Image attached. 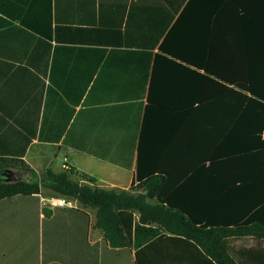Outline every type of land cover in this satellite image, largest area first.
<instances>
[{
    "label": "crops",
    "instance_id": "crops-1",
    "mask_svg": "<svg viewBox=\"0 0 264 264\" xmlns=\"http://www.w3.org/2000/svg\"><path fill=\"white\" fill-rule=\"evenodd\" d=\"M168 31H189L175 33L177 49L195 61L155 58ZM262 34L264 0H0V163L14 165L2 179L72 168L74 180L126 190L140 154L164 195L228 219L218 157L244 129L230 124L234 85ZM55 196L0 199V264H206L169 234L111 246L95 208ZM247 237L256 243L236 240Z\"/></svg>",
    "mask_w": 264,
    "mask_h": 264
},
{
    "label": "trees",
    "instance_id": "trees-1",
    "mask_svg": "<svg viewBox=\"0 0 264 264\" xmlns=\"http://www.w3.org/2000/svg\"><path fill=\"white\" fill-rule=\"evenodd\" d=\"M175 33L188 39L189 31H168L155 58L195 61L178 51ZM258 44L261 52L255 53V57L247 54L243 82L234 85L238 90L231 87L238 96L231 101V109L240 114L231 116L230 124L244 129H232L225 135L228 143L223 146H228L218 157L222 159L217 169L226 175L221 182L222 189H226L223 198L228 205V219L194 215L173 197L164 195L157 176L142 177L140 154L137 183L126 190L105 189L74 180L70 177L75 173L72 168L58 172L46 169L38 175L31 172L29 179H1L0 199L47 189L95 208L96 226L111 246L138 247L158 235L169 234L188 241L206 264H264V247L246 248L244 259L237 260L228 246V239L242 236L264 239V82H260L264 79V34ZM8 166L14 165L0 163V169ZM207 169L214 170L212 164ZM80 176L90 182L94 180L84 174ZM138 188L142 190L135 191Z\"/></svg>",
    "mask_w": 264,
    "mask_h": 264
},
{
    "label": "rangeland",
    "instance_id": "rangeland-1",
    "mask_svg": "<svg viewBox=\"0 0 264 264\" xmlns=\"http://www.w3.org/2000/svg\"><path fill=\"white\" fill-rule=\"evenodd\" d=\"M6 176L11 177L12 179H16V175H13L11 171H6ZM2 179V173L0 169V180ZM254 240L250 238H244V240H240L242 242H239V240H236V238L228 239V246L230 247V252L233 255V257L237 260H243L244 256L242 253V250L246 248H258V247H264V239H256ZM245 248V249H246Z\"/></svg>",
    "mask_w": 264,
    "mask_h": 264
},
{
    "label": "built area",
    "instance_id": "built-area-1",
    "mask_svg": "<svg viewBox=\"0 0 264 264\" xmlns=\"http://www.w3.org/2000/svg\"><path fill=\"white\" fill-rule=\"evenodd\" d=\"M55 204L57 205H65V206H72L73 202L72 199L66 196L57 195L54 197Z\"/></svg>",
    "mask_w": 264,
    "mask_h": 264
}]
</instances>
